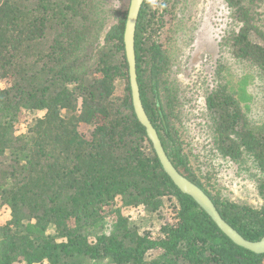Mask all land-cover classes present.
<instances>
[{
    "label": "trees",
    "instance_id": "obj_1",
    "mask_svg": "<svg viewBox=\"0 0 264 264\" xmlns=\"http://www.w3.org/2000/svg\"><path fill=\"white\" fill-rule=\"evenodd\" d=\"M193 1L144 0L135 32L140 97L174 166L243 237L258 240L264 113L262 120L249 115L257 96L248 83L264 79V0H223L224 45L257 73L231 82L216 58L204 98L216 151L258 171L256 208L209 194L190 172L178 138L162 39L169 20L195 16ZM127 10L102 33L99 0H0V264H264V253L233 243L163 171L132 106L123 45ZM35 112L40 115L27 122ZM82 123L91 127L88 135L79 131ZM163 198L173 202L175 221L155 237L140 231L141 219ZM150 251L156 256L147 259Z\"/></svg>",
    "mask_w": 264,
    "mask_h": 264
},
{
    "label": "rangeland",
    "instance_id": "obj_2",
    "mask_svg": "<svg viewBox=\"0 0 264 264\" xmlns=\"http://www.w3.org/2000/svg\"><path fill=\"white\" fill-rule=\"evenodd\" d=\"M96 1V0H95ZM197 13L190 20H169L167 23L162 47L168 57L166 73L167 85L175 96L172 118L176 124L178 138L186 154L190 172L200 185L213 197L222 196L235 202L256 208L261 199L254 179L258 175L248 160L240 164H232L222 157L212 144V130L204 108V98L211 82L207 69L216 58H222L226 64V72L231 82L241 74L257 73L251 65L234 60L228 53V46L221 38L222 28L229 21L223 0H194ZM192 2V3H193ZM103 8V31L116 23L120 12L128 6V0H99ZM261 78V77H260ZM249 80V91L257 99L250 103L252 115L261 118L264 113V79ZM121 82L116 84V94L122 93ZM165 92L160 93V100L165 103ZM40 113L27 116V122ZM262 120V118H261ZM79 131L88 135L91 127L84 123ZM160 208L141 219L140 231L151 232L155 237L160 234L162 224L175 221V210L170 207V200L163 198ZM158 212V213H157ZM131 214H135L131 211ZM115 215L111 213L105 218L106 226L111 228ZM156 252H148L147 259L154 258Z\"/></svg>",
    "mask_w": 264,
    "mask_h": 264
},
{
    "label": "water",
    "instance_id": "obj_3",
    "mask_svg": "<svg viewBox=\"0 0 264 264\" xmlns=\"http://www.w3.org/2000/svg\"><path fill=\"white\" fill-rule=\"evenodd\" d=\"M144 0H129L127 15L123 30L124 53L128 65V78L131 91V101L135 116L144 127L154 152L162 166L163 171L172 183L184 194L189 195L199 207L209 216L220 231L233 243L254 253H264V235L258 240H249L243 237L219 213L209 195L196 183L183 175L167 156L159 138L158 132L148 117L143 106L136 73L135 32L138 17Z\"/></svg>",
    "mask_w": 264,
    "mask_h": 264
}]
</instances>
